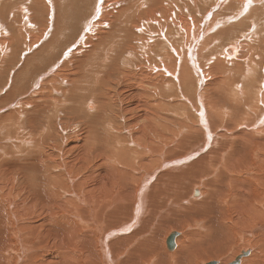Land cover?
<instances>
[{"label":"bare ground","instance_id":"1","mask_svg":"<svg viewBox=\"0 0 264 264\" xmlns=\"http://www.w3.org/2000/svg\"><path fill=\"white\" fill-rule=\"evenodd\" d=\"M223 1H214L215 8L238 5L235 20L252 25L255 38L248 46L255 48L252 56L258 61L241 63L242 69L240 64L218 69L217 63L210 71L212 78L208 75L212 68L207 70L210 59L207 65L199 64L194 55L201 39L212 31L206 28L203 36L201 26L195 32L194 23H185L187 17L177 26L172 10L156 5L161 0H141L137 12L135 0L120 9L109 0H96L98 6L87 12V18H93L85 22V16L81 33L69 43L60 39L65 37L60 30L66 31L63 23L60 26L61 10L54 15L50 8L58 16L51 34L37 16L33 21L26 14L21 26H15L21 23L13 20L11 11L7 14L11 21L0 20L1 36H7L0 39V67L20 52L27 55L36 50L23 58L18 71L10 70L5 84L9 89H1L5 102L14 100L17 93L25 100L21 99L17 111H4L10 114L1 117L0 264H197L202 249L212 248L214 241L220 249L235 225L248 235L256 231L257 241L246 242L216 262L229 264L249 251L239 264H264V0H226V7ZM42 4V0L34 2L35 7ZM1 5L0 17L10 4ZM139 13L145 17L136 22L134 15ZM164 21L172 24L164 25ZM173 27L180 32L182 46L174 42ZM142 32L141 40L138 33ZM133 33L135 39L130 36ZM147 34H158L159 41ZM107 37L104 46L109 50L102 52L101 61L108 54L114 57L104 63V69L122 63L125 74L140 70V77L134 78L138 84H130L127 91L119 87L120 92L112 95L106 84H115L118 76L111 82L92 77L98 63L90 64L100 59L94 53ZM160 42L165 52L154 51ZM226 49L224 54L232 57L237 45ZM63 54L71 57L69 61L63 62ZM242 54L234 59L224 55V59L235 65L234 60L247 59ZM77 55L81 58L76 59ZM56 58L63 64L53 74L50 70L61 64ZM70 65L74 71L65 73ZM47 74L53 75L43 79ZM209 80L210 86L206 85ZM84 97L95 101L96 110L85 111ZM65 106L78 127L73 134L67 133L66 141V132L63 135L59 129L70 131L74 126L71 119L58 118ZM52 109L54 118H46ZM198 182L203 183L204 195L191 200V194L198 198L193 195L200 192L199 186L193 190ZM179 221L193 222L190 229L202 226L204 232L190 234V243L171 253L165 250V237H159L165 224L178 227ZM257 244L262 245L261 256L252 263ZM210 248L205 261L212 259Z\"/></svg>","mask_w":264,"mask_h":264},{"label":"rangeland","instance_id":"2","mask_svg":"<svg viewBox=\"0 0 264 264\" xmlns=\"http://www.w3.org/2000/svg\"><path fill=\"white\" fill-rule=\"evenodd\" d=\"M3 1V2H2ZM36 0H0V6H2L1 5V3L2 4H10L9 6H8V8H6V10H4V12L3 11H1V17H0V20H2V23L4 24L5 23V21H3V20H5V19H9V21H11L12 20V16H10L9 17V15L7 16V14L11 11V14L12 15H15L14 17H13V20L14 19H17L18 20V23H21V21H22V19L24 18V17H26V14L31 18V19H33V21H34V17H36V18H38L37 19V22H45V24L46 25H48V28L50 29L49 30V32L51 31V24L53 23L54 24V22L57 20V18H58V16H54V15H56L55 13H57V11L56 10H58L59 12H60V10H61V12H60V15H59V17H61V18H59V20H60V26H62V24L61 23H63V28H66V31H65V33L63 34V32H62V29L60 30V35H63V36H65V37H63V38H60L61 39V41L62 42H65V43H69V42H73V40H76L77 38H78V36H79V34L81 33V30H82V25H83V23H84V20H85V16H86V18H87V15L89 14V13H91V9L92 10H95V8L98 6V5H96V0H62V2H60V0H42L43 1V4L42 5H40L39 7H35L34 6V2H35ZM111 1V3H115V4H117L118 5V8L120 7H123L124 5H123V3H125V2H129V1H131V0H118V1H116V0H109V2ZM116 1V2H115ZM120 1V3H117V2H119ZM164 1V3L162 2V0H161V3H157L156 5L157 6H164V7H166V11H168V10H172L171 12H173V15H174V19H175V16L177 17V19H175V21L177 22V26H179L180 25V23H181V20L182 19H185L186 17H187V20H186V24H188V23H190V24H192V23H194V25L196 26V30H195V32H198V30L200 29V28H202L201 26H203L205 29L203 30V36L205 35V31H206V28H207V30L208 31H212L211 33H209V34H207V35H205V39H201V42H200V44H201V48H200V46L198 47V49L196 50V53L194 54L195 55V58H196V56H197V58L195 59L196 61H199V64H200V62H202L203 64H205V65H207V64H209V63H207V61L206 60H209L210 59V64L209 65H207V70L209 69V68H212V69H209L208 71V75H209V77H213V73L212 72H210L211 70L213 71V68H214V65H217V63H219L220 64V66H218L217 68L218 69H222L223 67H229V69H234V68H236V65H238V64H240V68L242 69V67H241V63L242 64H244L245 66L250 62V63H255V62H257L258 60V58H257V56L255 55V54H253V56H252V53H254L253 51H256L255 50V48L253 47V48H251V47H249L248 45L249 44H253L252 43V41L254 40V38H255V33H251V31H252V25L251 26H249L248 25V22L246 21V23L244 22L246 19H247V17L245 18V19H243L244 21V23H241L240 24V22H242V21H240L239 23H238V21L237 20H235L236 18V16H237V13H238V11H239V8L237 7L238 5H233V6H230V7H228V8H225V9H223V8H221V6L219 5L217 8H215V2L217 1V0H163ZM208 2V6H205V2ZM215 1V2H214ZM135 2H136V5L134 6L135 8H136V6H137V9H135V11L136 10H138L139 8H140V2H141V0L139 1V0H135ZM138 2V3H137ZM236 2V1H235ZM234 2V3H235ZM105 3H106V1H105ZM240 4H242V2L240 1L239 2ZM139 4V5H138ZM161 4V5H160ZM92 5H93V7H92ZM223 7L225 6V5H229V1H226V0H224L223 1ZM86 7V8H85ZM226 7V6H225ZM22 9V11L24 10H26L27 12L25 13V15H24V11L22 12L21 10H19V9ZM50 8H52L53 9V11H54V15H53V13H52V11H50ZM64 8V9H63ZM119 8V9H120ZM147 8L148 7H145L144 9H145V11H147ZM151 8V6L149 7V9ZM65 9H67V10H65ZM87 9V10H86ZM143 9V10H144ZM214 9V11H213V13L211 14V16L209 17V20L205 23V24H203V22H204V19L206 18V16L211 12V10H213ZM90 12H89V11ZM108 10V9H107ZM107 10L105 9L104 10V12H107ZM41 11V12H40ZM63 11H65V13H66V15L64 14V12ZM134 11V12H135ZM21 12V13H20ZM44 12V13H43ZM58 12V13H59ZM87 12H89V13H87ZM137 12V11H136ZM263 12H264V9H263ZM39 13V14H38ZM50 15H49V14ZM86 14V15H85ZM63 15V16H62ZM145 15V13H139L138 14V16L137 15H134V18H135V20H136V22L138 21V19H140V18H142L143 19V17H145L144 16ZM3 16V17H2ZM43 16V17H42ZM64 16H66L68 19H66V17H64ZM40 17V18H39ZM245 17V16H244ZM42 18V19H41ZM51 18V19H50ZM53 18H55V19H53ZM93 18V16H90L89 18H87L86 20H85V22L87 21V20H89V19H92ZM47 19H49V20H47ZM84 19V20H83ZM238 19V18H237ZM39 20H41V21H39ZM62 21V22H61ZM83 21V22H82ZM67 22V23H66ZM82 22V23H81ZM135 22V23H136ZM234 22V23H233ZM236 22V23H235ZM48 23V24H47ZM165 23H166V25H171L172 24V22L171 21H164L163 22V24L165 25ZM208 23V24H207ZM68 24H70L69 26H71V28L69 27L68 28ZM72 24V25H71ZM82 24V25H81ZM239 24V25H238ZM21 26V25H23L22 23L21 24H16L15 26ZM161 25V24H160ZM162 26V25H161ZM37 27H38V24H37ZM37 27H35V28H37ZM0 28H1V26H0ZM165 28V30L167 29V26H165L164 27ZM174 28V27H173ZM213 28H215V29H213ZM68 30L71 32V33H69L68 34ZM128 30H130L129 28H128ZM178 29L177 28H174V42H177V44L179 45V46H182L181 44H182V39H180L179 38V30L177 31ZM144 31H146L145 29H144ZM4 33V32H3ZM73 33V34H72ZM76 33H78V34H76ZM96 33V32H95ZM95 33H94V35H95ZM143 33V32H142ZM138 33L139 35H140V39L141 38H143L142 36H145V34L143 33ZM35 34H38L37 32H35ZM49 34V33H48ZM50 34H51V32H50ZM50 34H49V36H50ZM83 34V33H82ZM119 34H121V33H119ZM118 34V37H120V38H125L124 37V34H121V35H119ZM11 35V34H10ZM69 35V36H68ZM133 35V38L135 39V37H137V34H135V36H134V33L133 34H130V36H132ZM147 35H150V34H147ZM155 34H152V35H150L151 37H153L154 39H158L157 41H159V36H157L158 34H156L155 36H154ZM216 35H220V39H217L218 37H215ZM224 35V36H223ZM81 36V35H80ZM90 36H92V33H91V35ZM129 36V37H130ZM7 36H6V33H5V37L3 36V38H2V36H1V30H0V39H5ZM249 37H251V40H250V38ZM132 38V39H133ZM145 38H147V37H145ZM109 39H110V37H107V39H105V41L101 44L102 45V48L100 47V48H98L96 51H95V53H94V55H95V57L94 58H100V59H98V60H96V59H93V60H95L96 62H94V61H91L90 62V64L91 65H94V66H96L95 65V63L97 64L98 63V67H96L97 69H95V67H93V70H91V72L92 73H94V75L92 76V77H95V76H98V77H103V78H110L109 79V81L111 82L112 81V79L115 77V76H118L117 78H115V80L117 81L115 84H113L112 82L108 85L109 87H107V84H106V91L109 89H111L112 90V92H111V90L109 91V94L110 95H112V94H114V92L116 93H118V92H120V91H127L126 89H127V86H129L130 84H138L136 81H134V78H136V76L139 78L140 76H139V71L140 70H138V71H136V73H129V74H125V71H124V69H127V68H124V65L122 64V63H120V65H117L118 67L120 66V69L116 66V64L117 63H112L110 66H108L107 68H105L104 69V67L106 66L104 63L105 62H107V64H108V62H109V60L110 59H113V57H114V55L113 54H108L107 55V57H106V61L104 62V63H102V61H101V57H102V52L104 51H107V50H109V47H107V45L106 46H104L106 43H107V41H109ZM148 39V38H147ZM46 40H48L47 38H46ZM46 40L44 41V42H46ZM79 40V39H78ZM77 40V41H78ZM85 40L86 39H84L83 40V42H81V43H84L85 42ZM142 40V39H141ZM155 42V41H154ZM154 42H152V44H154ZM206 42V43H205ZM249 42H251V43H249ZM80 43V44H81ZM95 43V42H94ZM245 43H246V45H245ZM40 44H41V42H40ZM39 44V45H40ZM79 45V44H78ZM230 45H237V52L235 53V55L234 56H232V57H230V56H227V54L225 53L224 54V49H226V47H228V46H230ZM245 45V46H244ZM163 45H162V43L160 42V47H156L155 49H154V51H157V52H159V53H161L160 52V48L162 47ZM39 47V46H38ZM38 47H36L35 49H37ZM60 48V47H59ZM57 49V51H56V55L58 56L59 55V51H60V49ZM62 48H65V46H63ZM88 48V50H90L91 48H92V46H89V47H87ZM87 48H85L86 50H87ZM162 49V51L163 52H165V50L166 49H163V48H161ZM242 49H243V51H242ZM98 50H100V51H98ZM227 50V49H226ZM36 50H33V52H35ZM73 52H74V50H72ZM32 52V53H33ZM82 52H86V51H82ZM82 52H80V53H78V54H80L81 55V57H83L85 54H83ZM227 52V51H226ZM240 52H241V54H242V56L243 57H245V56H247V57H245V58H247L248 59V57H249V60H245V58H244V60H245V62L243 61V60H241V59H239V60H234L235 62L233 63V64H235V65H231L230 66V64L228 63H226V60L224 59V55H225V57L227 58V59H234V58H237L239 55H240ZM31 52H28L27 53V55H30V54H32ZM200 53H201V55H200ZM97 54H98V56H97ZM224 54V55H223ZM251 54V55H250ZM26 54H23V53H21L20 52V54H19V56H17V58L15 59V60H12V61H8L7 63L5 62L4 64L5 65H2L1 67H0V76H2V80H0V83L3 81V80H5V82L6 83H4V84H0V97L2 96V91H1V89L4 87V88H6V86H5V84H7L8 82H7V78H9L8 76H10V75H12L11 74V69H17L16 71H18L19 70V68L21 67V64H22V62H23V58H25L26 56H27ZM80 55H77L76 56V59H80L81 57H80ZM203 55V56H202ZM221 55V56H220ZM250 55V56H249ZM56 56V57H57ZM67 55H65L64 56V54H63V56H62V60H63V62L64 61H66V60H68L69 61V59L71 58H69L68 59V57H66ZM97 56V57H96ZM100 56V57H99ZM111 56V57H110ZM118 56H120V55H118ZM202 56V57H201ZM209 56V57H208ZM220 56V57H219ZM223 56V57H222ZM252 56V57H251ZM211 57V58H210ZM63 58H65V59H63ZM223 58V59H222ZM250 58L251 59H253V60H250ZM57 59V58H56ZM60 59V58H59ZM59 59H57V61L59 62V63H61L60 65H55V64H57L58 62L57 61H55L54 62V65H55V67L53 68V69H51L50 71H52L51 73H55L56 72V69L58 68L59 69V67L63 64L62 63V60H60L59 61ZM82 59H85L84 57L82 58ZM121 61H123V58H122V56H121V59H120ZM203 60H205V63L203 62ZM86 61V63H87V60H85ZM220 61H223L222 63H220ZM19 63H20V66H18L19 65ZM173 63V62H172ZM215 63V64H214ZM100 64V65H99ZM213 64V65H212ZM90 65V66H91ZM210 65H212V67L210 66ZM223 65V66H222ZM243 65V66H244ZM17 66V67H16ZM100 66V67H99ZM201 66V65H200ZM222 66V67H221ZM2 67H5V70H2ZM10 67V68H9ZM52 67V66H51ZM67 68L64 70V72L65 73H68V72H70V71H74V68H73V66H66ZM70 67V68H69ZM103 67V68H102ZM209 67V68H208ZM231 67V68H230ZM8 68V69H7ZM69 69H70V71H69ZM72 69V70H71ZM94 69H95V71H94ZM109 69H110V71H109ZM67 70V71H66ZM98 72H97V71ZM103 70V71H102ZM106 70V71H105ZM123 70V71H122ZM135 70H137V69H131V71L132 72H134ZM202 70H204L203 68H202ZM2 71V72H1ZM113 71V72H112ZM102 74H100V73ZM105 72V73H104ZM2 73H4V74H2ZM6 73V74H5ZM65 73H63L64 75H65ZM53 74H47L46 76H44L43 77V79L44 78H48V77H50L51 75H53ZM96 74V75H95ZM111 74V75H110ZM134 74V75H133ZM104 75V76H103ZM106 76V77H105ZM101 77V78H102ZM127 80V81H126ZM133 80V81H132ZM122 82V84H121V82ZM210 81H212V80H209L208 82H206V85H208V86H210ZM128 82V83H127ZM16 84V88H18V90H19V85H18V83H15ZM121 84V85H120ZM21 86V85H20ZM119 87H120V89H121V87H122V89L119 91ZM233 88V87H232ZM235 88V87H234ZM9 88L7 87L6 88V90H8ZM18 90L16 89V91L18 92ZM148 90V89H147ZM107 91V92H108ZM4 95V94H3ZM16 96H17V98H16ZM16 96H15V99L14 100H12V99H8L6 102L4 101V97L2 98H0V119H1V117L2 116H4V115H8V114H10V113H8V114H6L5 112L6 111H10L11 113H14L15 111H17L18 109H19V106L22 104V100H25L24 98L22 99V97L24 96L23 94H21V93H17L16 94ZM85 98V101H84V109H85V111H89V112H93L94 110H96V105H95V101L94 100H92V98L91 97H84ZM83 98V99H84ZM19 99V100H18ZM22 99V100H21ZM89 99V100H88ZM17 102V103H15V102ZM4 103V104H3ZM19 103V104H18ZM176 103V102H175ZM7 106H6V105ZM85 104H86V106H85ZM4 105V106H3ZM91 105H93L92 107H91ZM15 106V107H14ZM3 107V108H2ZM67 107L68 106H65V107H63V110H62V112L63 113H66V114H63V113H59L61 116H59L58 114H56V116L58 117V118H60V121H62V120H72V124H73V126H74V130L72 129V130H70L69 131V128L67 129V130H64L63 128H60L59 130H60V133L61 134H63L64 135V133L66 134V136L64 135V137H65V141L67 140V138H68V136H69V134H73V133H71V131H76L77 129H78V127H77V123H76V121H75V119L73 118V116L70 114V112L68 113V111L69 110H67ZM88 107V108H87ZM14 108V109H13ZM17 108V109H16ZM66 108V109H65ZM14 110V112H12ZM66 110V111H65ZM5 111V112H4ZM52 112H53V109H52ZM50 112L49 114L47 113V115H46V118H54L53 116H55V113L53 112ZM64 115V116H63ZM69 115V117H67V116ZM49 116V117H48ZM51 116V117H50ZM6 119V118H5ZM4 119H1L0 120V132H1V127H2V121H3ZM70 120V121H71ZM48 122H49V120H47ZM170 127H171V125H170ZM171 128H176V126H174V125H172V127ZM178 128V127H177ZM61 129H62V131H61ZM67 133H69V134H67ZM173 135V137H174V135L175 134H171V136ZM174 141H176V140H174ZM64 148H66L65 146H64ZM67 148H69V147H67ZM66 148V149H67ZM148 167H145L144 168V170H146ZM195 186H199V188H200V196H198V198L197 199H193V197H192V194H191V196H190V198L189 199H191V200H198V199H200L203 195H204V193L202 192V188H203V183H200V182H198V183H195V185H194V187H193V190H194V188H195ZM193 192V191H192ZM194 195V194H193ZM189 197V196H188ZM230 212H232V214L229 212V214L234 218V213H233V211L230 209L229 210ZM179 223H180V221H179ZM182 223V224H181ZM181 223H180V225L178 226V227H176L175 225L174 226H172L171 224H169L170 226L168 227L166 224H165V228H162L161 230L163 231V229H164V231H166V232H164L163 231V233L164 234H162V232H161V234L162 235H160L161 237H159V238H164L165 237V239L163 240V241H165V245H164V247H165V250H167L168 252H171V253H173L176 249H177V247H178V249H180L181 247H182V245L184 244V243H190V240H192V238H191V235L190 234H201V232H204V231H202V226L201 227H196V226H194V228L192 229H190V227L193 225L192 223L193 222H189V221H185V222H182L181 221ZM192 224V225H191ZM139 225V224H138ZM138 225H137V227H138ZM176 227V228H175ZM235 227H236V229L234 230V231H230L229 233H228V235L225 237V240H224V242L222 243V244H224V243H226V244H224V246H222L220 249H216L217 247H220L221 245H218L217 244V242L216 241H214L213 242V244H212V248H210V247H205V248H203L202 249V258L201 257H199L198 258V262H197V264H204V262H209V260L211 259H207V261H205V259H204V256L206 255V253H207V250L210 248V250H212L210 253H211V256H212V259L210 260V261H216V260H225V259H227V257H225V256H228V257H230L231 255H233V252H234V250L235 249H237V248H242L245 244H247L246 242H256L257 241V239H256V237H255V234H256V231H254L253 232V234L252 235H248V234H245V233H243L242 232V230L239 228V227H237V225H235ZM187 229V230H186ZM189 230V231H188ZM174 231H179L180 233H181V235H180V237H178V245H177V247H176V249L174 250V251H170V250H168V248H167V246H166V240H167V236H169L170 235V233H172V232H174ZM187 231V232H186ZM160 232H159V234H160ZM159 234H158V236H159ZM127 235V234H126ZM130 235V234H129ZM218 246H217V245ZM261 244V243H260ZM255 245L256 247H254L255 248V250H256V253H260V251H261V248H262V245ZM228 246V247H227ZM259 246V247H258ZM261 247V248H260ZM225 250H224V249ZM229 249V250H228ZM233 250V251H232ZM258 250V251H257ZM260 250V251H259ZM220 251V252H219ZM222 251V252H221ZM232 253V254H231ZM231 254V255H230ZM258 254H256L255 255V257L254 258H252V263H254V261L256 260H258L259 259V257L261 256V253L259 254V256H258V258H257V255ZM225 258H224V257ZM215 258V259H214ZM216 258H218V259H216ZM255 261V262H256Z\"/></svg>","mask_w":264,"mask_h":264},{"label":"water","instance_id":"3","mask_svg":"<svg viewBox=\"0 0 264 264\" xmlns=\"http://www.w3.org/2000/svg\"><path fill=\"white\" fill-rule=\"evenodd\" d=\"M227 52H228V50H227ZM199 193H200V192H199L198 190H196V191L194 192V197H198V196H199ZM179 235H180L179 232L174 231V232H172V233L167 237V240H166V246H167L168 250H170V251L175 250V248L177 247L176 239H177V237H178ZM249 253H250L249 251L244 252L241 256H238L234 262L229 263V264H239L240 261H241V258H242L243 256H247ZM207 264H218V263H217L216 261H211V262H209V263H207Z\"/></svg>","mask_w":264,"mask_h":264},{"label":"snow or ice","instance_id":"4","mask_svg":"<svg viewBox=\"0 0 264 264\" xmlns=\"http://www.w3.org/2000/svg\"><path fill=\"white\" fill-rule=\"evenodd\" d=\"M248 2L250 3V2H251V0H248ZM100 3H103V0H100Z\"/></svg>","mask_w":264,"mask_h":264}]
</instances>
